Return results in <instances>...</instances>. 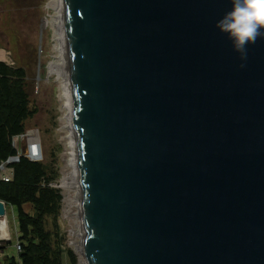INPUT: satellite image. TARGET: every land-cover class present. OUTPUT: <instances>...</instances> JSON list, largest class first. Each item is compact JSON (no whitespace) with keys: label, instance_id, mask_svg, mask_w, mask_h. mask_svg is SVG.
<instances>
[{"label":"water","instance_id":"1","mask_svg":"<svg viewBox=\"0 0 264 264\" xmlns=\"http://www.w3.org/2000/svg\"><path fill=\"white\" fill-rule=\"evenodd\" d=\"M65 3L88 264H264V37L242 61L230 0Z\"/></svg>","mask_w":264,"mask_h":264},{"label":"rangeland","instance_id":"2","mask_svg":"<svg viewBox=\"0 0 264 264\" xmlns=\"http://www.w3.org/2000/svg\"><path fill=\"white\" fill-rule=\"evenodd\" d=\"M49 3L50 0H0V51L4 52L0 61L24 67L27 71V90L36 114L26 121L19 152L44 163L49 168V174L54 175L51 185L61 191L63 200L60 216L56 220L59 229L54 226V220L48 228L55 234L59 231L63 239L64 264H71L67 254L69 250L76 256V264H80L81 257L72 245L77 192L75 188L61 186L68 165L67 139L62 122L64 107L58 80L60 73L56 72L53 64L57 62L55 29L49 19L54 9ZM7 216L11 238L8 242H0V246H5L0 252V264H7L9 257H18L16 213L12 207L7 210Z\"/></svg>","mask_w":264,"mask_h":264},{"label":"trees","instance_id":"3","mask_svg":"<svg viewBox=\"0 0 264 264\" xmlns=\"http://www.w3.org/2000/svg\"><path fill=\"white\" fill-rule=\"evenodd\" d=\"M27 86L24 67L0 61V166L18 154L13 139L24 134L26 121L36 114ZM11 167L13 178L0 179V199L6 203L7 210L9 207L15 210L21 250L18 258H9V264H64L63 239L59 231L55 234L48 228L54 220V226L59 229L56 220L63 200L61 191L51 185L54 175L49 174L47 165L26 156H21ZM4 248L0 246V252ZM67 254L71 264H76L73 251Z\"/></svg>","mask_w":264,"mask_h":264},{"label":"bare ground","instance_id":"4","mask_svg":"<svg viewBox=\"0 0 264 264\" xmlns=\"http://www.w3.org/2000/svg\"><path fill=\"white\" fill-rule=\"evenodd\" d=\"M65 4V0H50L49 3V5L54 9V14H50L52 19H49L55 29L54 40L56 42L55 54L57 53V62L53 64L55 65L56 72L60 73L58 74V80L62 87L61 95L63 97L64 107L62 122L65 137L67 139L66 155L68 156V165L61 181V186L68 189L75 188L74 190L77 192L75 199L78 203L80 212L78 211L76 203L77 211H74L75 214L73 216L74 237L72 236V245L75 246L76 252L81 257L80 264H88L83 217V197L81 193V161L79 155L78 129L76 126L77 105L74 97L70 37L67 28ZM2 56H4V52L0 51V57ZM73 183H75L76 186L73 187ZM9 231L8 216L6 214L4 217H0V242L10 241L9 239L11 238V234Z\"/></svg>","mask_w":264,"mask_h":264},{"label":"clouds","instance_id":"5","mask_svg":"<svg viewBox=\"0 0 264 264\" xmlns=\"http://www.w3.org/2000/svg\"><path fill=\"white\" fill-rule=\"evenodd\" d=\"M230 3L231 10L217 21L216 28L228 37L240 59L246 61L248 46L258 37H264V0H230ZM240 67L244 68L245 64L241 63ZM17 152L16 156L21 154Z\"/></svg>","mask_w":264,"mask_h":264},{"label":"built area","instance_id":"6","mask_svg":"<svg viewBox=\"0 0 264 264\" xmlns=\"http://www.w3.org/2000/svg\"><path fill=\"white\" fill-rule=\"evenodd\" d=\"M23 135L15 136L13 139V144L14 146L18 149L19 151V142ZM19 160V156H13L10 157L8 160L2 162L0 168H1V174H0V179L4 181H10L13 178L14 174V169L11 167V164L14 162H17ZM17 248L19 251L21 250V245L17 243Z\"/></svg>","mask_w":264,"mask_h":264},{"label":"crops","instance_id":"7","mask_svg":"<svg viewBox=\"0 0 264 264\" xmlns=\"http://www.w3.org/2000/svg\"><path fill=\"white\" fill-rule=\"evenodd\" d=\"M3 57V56H2ZM1 59V58H0ZM6 59V58H5ZM17 222V221H16ZM5 247V246H4ZM16 248H17V244H16ZM17 251H19V249L17 248ZM13 257V256H12ZM10 258V257H9ZM9 258H7V264H9ZM18 258V257H17Z\"/></svg>","mask_w":264,"mask_h":264}]
</instances>
